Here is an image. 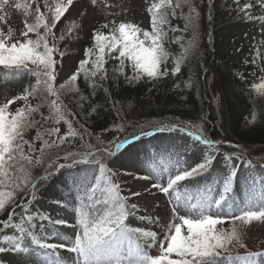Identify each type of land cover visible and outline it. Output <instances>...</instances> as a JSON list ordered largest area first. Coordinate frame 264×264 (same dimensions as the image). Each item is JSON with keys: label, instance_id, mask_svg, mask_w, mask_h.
I'll list each match as a JSON object with an SVG mask.
<instances>
[{"label": "snow or ice", "instance_id": "snow-or-ice-1", "mask_svg": "<svg viewBox=\"0 0 264 264\" xmlns=\"http://www.w3.org/2000/svg\"><path fill=\"white\" fill-rule=\"evenodd\" d=\"M94 3V0H93ZM262 10H264V0H258ZM209 8L212 6V0H207ZM70 7H74L73 0H57L55 5H50L45 0L44 8L41 10L37 0L34 17V23L25 21L24 30L20 36L23 39H14V31L11 27L7 32L0 28V66L8 70V74L18 77L22 74L34 75L36 77L35 86H29L19 97L13 98L3 106H0V187H7V192L0 191V212H4L7 207H14L17 203L15 196L23 193L31 199L22 205L21 223H13L14 211L9 214L4 222V227H12L17 235H3L0 240L11 245L10 248L0 246V253L12 251L29 256L34 255L37 259L30 264H264V251H246L243 255L233 256L226 247L227 243L237 238L235 231L232 233L218 232L215 226L220 223L222 213L231 214L236 210L231 202L230 194L233 191V182L237 176L238 165L232 163L233 157L237 160L243 159L245 167L251 165L247 157L242 153L234 152L224 155V164L228 171L220 178H217L215 187H209L206 193L197 194L196 203H191L193 196L189 194L186 201H182L179 192L175 189L179 182L192 181L198 177H204L209 173L213 166L215 156L206 151L201 162L195 163L191 167H181L173 176L169 172L167 183L163 182L161 176L160 182L152 183L145 191L157 189L159 192L170 197L175 192V205L172 209L173 214L180 221L172 224H165L164 239L158 240L157 233L145 230L140 227H130L126 223L128 216L133 215L138 205L132 204L131 208L127 205V198L121 195L120 185L115 182L110 169H106V160L116 155L109 147L98 148L93 151H71L67 148H61L65 143L64 136H58L57 139H44V136L52 137L59 133L58 127L44 129L43 133L38 130L34 140L41 141L39 149L34 142L25 139V131L30 128H42L41 121L34 118L33 114L40 108L45 107V102L49 97H55L50 100L51 117H43L46 122L49 119H55L57 122L63 120L68 125V135L75 136L70 121L65 119L62 111L63 105L60 103L61 93L67 94L73 91V86L78 79V73L73 74L67 84H60L54 87V81L57 79V61L54 59V53L58 51L55 43L49 46L48 36L51 35L55 42L57 39L63 40L64 35L58 38L53 31L62 18L66 19V13ZM251 4L246 3L242 11L245 12L246 19H253L246 10ZM23 9L25 15L31 14L30 5L22 4L19 0H0V22L7 24L9 19L8 9ZM187 8V13L184 9ZM147 12L150 17L151 32L141 29L138 25L131 22L109 21L101 25V29H108L107 34L97 29L92 33L94 48H86L84 56L86 59L79 61V69L83 70L84 65L91 63L92 69L90 75L98 78L101 82L108 80V70L104 67L107 63L106 55L119 63L114 66L113 82L115 83L119 76L131 83L138 81L142 76L149 79L167 76L169 69L166 67V61L169 54L163 47L162 41L167 31H176L170 24L171 18L177 16L185 19L183 31L191 30L193 35L198 31V21L200 12L195 0H159L158 3H152ZM211 21V16L208 17ZM258 19L264 20V17ZM41 24L44 29V35L39 33ZM64 31L63 29L61 30ZM71 32V29H68ZM29 33H35L36 39H31ZM141 35L143 38H141ZM178 39V38H177ZM146 42H150L146 46ZM195 41L189 44L188 48L194 45ZM43 48V51L39 49ZM188 48L185 51H188ZM95 51V58L91 61L87 59ZM118 53L117 56L111 54ZM63 52L60 53L63 56ZM127 62V63H126ZM255 62V58L253 60ZM127 68H131L132 75H127ZM180 64L177 61L171 69V74L175 76L180 72ZM264 71V69H262ZM88 77L89 72H84ZM264 80V77L261 78ZM93 93L96 91V84L90 85ZM103 86V84H101ZM190 87L191 83H186ZM253 88L264 90V82L253 84ZM37 100L35 107L26 105L24 108L16 109L15 113L6 111L9 104L15 99L28 101L29 97ZM86 99L83 95L79 96L77 101L82 104ZM91 111H95L93 107ZM91 113H88L90 115ZM261 123H264V108L261 109ZM256 116L253 115L252 122H255ZM144 127H151L153 131H145ZM187 132L188 136L194 137L195 141L207 146L208 149H215L218 141L209 139L205 135V129L202 123H191L177 118L174 123L163 121H150L145 126L140 127V135L132 134V140L138 141L141 137L152 136L154 132ZM83 140V135L81 136ZM131 143L127 140H120L115 143V149L120 150L122 146ZM26 146V147H25ZM84 147V145H82ZM91 148V145H87ZM238 147V146H237ZM124 148L120 155L127 152ZM38 153V154H36ZM35 154V155H34ZM64 163H59L60 159ZM193 160L200 159L193 156ZM139 163V161H137ZM175 164L182 163L181 158L174 161ZM80 164L92 165V170L86 175L79 177L73 183L79 190L75 199L79 201L80 206L75 207V223L71 225L74 233V240L63 241V234L53 230L48 235L59 237L60 243H47L45 240L48 235L43 233L44 225L41 224V234H37L34 225L31 223L36 216L40 220H48L50 224L65 225L68 221L56 219L52 221L50 216L44 213H36L35 216L30 213V205L36 199L38 187L46 182L57 179V174L62 169H72ZM98 166L99 175L95 174V168ZM40 167L44 175L37 176L34 169ZM264 167V165H262ZM155 171V170H153ZM111 173V176L108 175ZM251 178L252 194L245 202V206L260 205L261 211H243L242 218H264V175H258L255 170L247 173ZM94 177L95 183H92ZM145 175L137 174L136 179H149ZM64 187L67 188V182L64 181ZM259 184V191L256 185ZM91 185V186H89ZM171 190V191H170ZM187 191V189H185ZM133 196H139V192H133ZM58 206L72 208L71 196L63 201L53 200ZM182 209L193 215L181 214ZM215 212V217L211 214ZM25 214H27L25 216ZM141 219H145L141 217ZM152 220V217H148ZM25 220L29 222L25 226ZM159 222V217L152 221ZM186 228V233L182 229ZM28 243H23L25 239ZM144 238L142 242H138ZM69 253H75V258L69 257L67 260L62 258L57 249L65 248ZM158 245V255H150L147 249ZM240 247H244L243 244ZM51 250V251H48ZM176 258H171L172 256ZM3 264V262H0Z\"/></svg>", "mask_w": 264, "mask_h": 264}, {"label": "trees", "instance_id": "trees-1", "mask_svg": "<svg viewBox=\"0 0 264 264\" xmlns=\"http://www.w3.org/2000/svg\"><path fill=\"white\" fill-rule=\"evenodd\" d=\"M19 2L30 5L31 14L26 16L23 9L12 10L13 14L3 30L7 32L8 28L11 27L14 31V39H23L20 33L24 30L25 21L27 23L35 22L34 12L37 0H19ZM38 2L41 10L47 13L44 8L45 0H38ZM47 2L50 5H55L57 0H47ZM63 2L66 3L67 0H63ZM79 2V0H73V4ZM158 2L159 0H147L145 11L147 12L152 3ZM195 2L200 12L198 31L195 35L191 30L183 31L186 21L179 16L170 20L171 27L177 30H169L164 35L162 44L169 54L166 61L169 74L153 79L142 76L138 81L131 83L127 82L123 76H119L118 80L113 82L112 69L119 61L107 55L105 57L107 63L104 67L108 70V80L101 82L98 78L92 77L90 75L91 63L84 65L83 70L79 69V61L86 59L84 56L85 49L94 48L92 39L94 30L99 29L107 34L108 29H101V25L104 23L115 21L118 24L128 21L105 18L93 20L87 27L84 13L74 14V7H70L65 14L66 19L62 18L58 26L53 29L57 38L62 34L65 38L63 40L57 39L54 42L49 35L48 43L49 46L55 43L58 49L54 53V59L57 61L55 65L57 79L54 81V87L58 88L60 84H67L69 78L78 73L73 91L67 94L61 93L60 100L65 119L72 123L73 131L77 135H68V125L63 120L57 122L55 119H49L45 122L42 119L41 113L43 117L53 115L50 111V100L55 99V97H49V101L45 102V107L33 114L36 120L41 121L43 127L27 129L24 134L25 139L34 142L35 147L39 149L41 141L34 140L37 131L40 130L43 133L44 129L58 127L59 133L57 135L52 137L45 135L44 139L58 140V136H64L65 143L61 145V148H67L71 151L95 152L98 148L106 146L114 152L115 143L131 138L133 133L139 136L140 127L145 126L148 122L174 123L179 118L191 123H202L205 135L209 139L218 141L216 148L208 149L207 146L195 141L194 137L188 136L187 132L175 131L154 132L152 136L141 137L138 141L133 142L131 147L128 146V150L147 145V152L154 154L155 159L161 162L166 155L171 154L174 157L173 152H178L180 149L196 153L201 160L204 153L208 151L215 156L210 172L212 173L215 168L224 167L221 170V177L228 171L224 164L225 154L242 153V156L247 157L251 163L263 164L264 123H261V109L264 108V90H257L252 85L264 82L261 79L264 77V71H262L264 69V39L260 36L264 30V20L258 19L264 17V10H262L258 0H212L211 8H209L207 0H195ZM246 3L251 4V7L246 11L251 14L253 19L245 18V12L242 9ZM187 11L185 8L184 12L187 13ZM147 14L148 21L144 30L151 32L150 17L148 12ZM209 16H211V21L208 19ZM18 19H20V23ZM69 28L71 32L68 31ZM38 31L41 35L45 34L42 24ZM207 35H209L208 38ZM248 35L249 37H247ZM29 37L36 39V34L29 33ZM141 38H143L142 35ZM192 41H195L194 45L188 48ZM148 43L150 42H146V46ZM186 48H188L187 52L185 51ZM39 51H43V48ZM61 52L64 53L63 56L60 55ZM111 55L117 56L118 53L113 52ZM94 58L95 51L87 59L91 61ZM254 58L255 62H253ZM177 61L181 70L173 76L171 69ZM85 71L89 72L88 77H85ZM126 71L127 75H132L131 68H127ZM3 72L8 73V70L4 69ZM68 72H70L69 75L66 74ZM18 77L23 79V87L7 97L0 98V106L22 95L29 86H35L36 77L34 75L22 74ZM189 82L191 86L186 87L185 84ZM93 83L97 85L94 93L90 86ZM80 95L86 97L82 104L77 102ZM36 104L37 100L31 96L27 102L15 99L9 104L6 115L8 112L15 113L16 109L24 108L26 105L35 107ZM93 107L95 108L94 112L91 111ZM224 107L228 121L224 117ZM88 113L91 114L88 115ZM253 115L256 116L255 122H252ZM226 127H228V132ZM144 130L153 131L151 127H144ZM82 135L83 140L81 139ZM105 136L109 137L106 139ZM170 138L172 141L175 140L173 145H164L165 139ZM177 141L181 143L178 144ZM240 143L247 148H243ZM150 144L152 145L150 146ZM87 145H91V148H88ZM250 148L255 150L251 151ZM257 149L259 150L256 151ZM112 158L106 160V169H110L111 173L116 174L113 179L120 185L121 195L127 198V205L131 208V205L136 203L131 200L130 193L127 192L132 188L127 181L128 173L112 168L110 166ZM58 162L64 163L62 158ZM232 163L238 165V169L230 199L237 210L243 211L245 206L240 200H237V194H240L239 169L245 165V162L243 159L237 160L233 157ZM85 166L92 167L90 164H80L72 169H62L61 173L57 174L58 178L55 179V182L49 181L38 187L36 199L30 205L33 207L37 202L44 204L53 200L63 201L71 196V203L74 207L58 206L52 202L57 206L56 208L46 210L39 208L34 213L47 214L52 221L56 219L66 220L62 211L66 210L75 218L74 208L79 207L80 204L75 199L79 190L73 189L76 187L73 182L78 180L76 173L84 170L82 167ZM33 171L37 176L44 175L40 167ZM64 181L67 182V188L64 187ZM69 184H72V189ZM245 185V194L248 195L252 190H250V185L247 183ZM58 187L59 190L54 189ZM9 190L7 187H0V191L7 192ZM256 190H259L257 186ZM15 199L17 203L14 207L6 206V210L0 212V236L4 229V222L13 211L15 215L12 222L21 223L23 209L20 205L27 203L31 197L20 193L15 196ZM133 211L134 214L128 216L126 223L130 227L143 228V223L146 221L144 213L139 207ZM141 217L145 219H141ZM28 223L25 220L26 227ZM31 223L34 225L36 233L41 234V229L39 231L36 229V220L34 219ZM41 224L44 225L43 233L45 230L48 234L53 232L52 224L48 220H43ZM50 236L52 237V235ZM143 239L141 238L138 242H142ZM61 249L67 250V247ZM232 250L233 248H231ZM260 251H264V248ZM244 253H233L232 251L231 254L234 256ZM0 262L10 264L2 257L1 253Z\"/></svg>", "mask_w": 264, "mask_h": 264}, {"label": "rangeland", "instance_id": "rangeland-1", "mask_svg": "<svg viewBox=\"0 0 264 264\" xmlns=\"http://www.w3.org/2000/svg\"><path fill=\"white\" fill-rule=\"evenodd\" d=\"M79 3H74L73 13L75 14H83L85 18L86 26L88 27L89 23L93 20H103L105 18L110 19H121L128 22H134L141 29H144L147 26L148 14L145 11V6L147 0H79ZM73 8V7H72ZM12 8L8 9L9 18H11L13 12ZM206 15V13H205ZM20 23V19H18ZM5 24L0 22V28H3ZM209 35H207L208 38ZM261 38L264 39V30L260 33ZM249 37V35L247 36ZM248 41V40H247ZM3 66H0V98L7 97L16 91L20 90L23 85V79L19 77H13L7 72H3ZM67 75L70 72L66 73ZM224 117L227 119L226 108H223ZM228 132V127H226ZM109 136H105L104 138H108ZM175 140L165 139L164 145H173ZM180 144V141H177ZM241 144V143H240ZM152 144H150L151 146ZM243 146V144H241ZM147 145H141L138 147H134L129 149L127 152H124L123 155L119 154L120 150H115L116 155L113 156L110 166L114 169H119L122 172H127V181L129 185L132 187L127 190L129 192L131 200L134 201L138 207L142 210L146 217V221L143 223V229H147L149 231H154L157 233V239H164V225L172 224L173 222L179 223L180 221L173 214L172 209L175 205V192H173V196L170 199L169 196L164 195L159 192L157 189H151L150 192L145 191L152 183L160 182L161 176L163 177V182L167 183L169 178V172L174 176L177 173V170L181 167H191L194 166L195 163L201 162V159L193 160L192 157H199L194 152H187L184 149H180L178 152H173L174 157L170 155H166L162 162L158 159H155L154 154L147 152ZM243 148H247V146H243ZM115 149V146H114ZM251 151L255 150L250 148ZM257 149L256 151H258ZM181 151V152H180ZM183 151V152H182ZM177 158L182 159V163L177 165L174 161ZM200 158V157H199ZM172 161H171V160ZM139 161V163H137ZM168 163H166V162ZM264 164L260 165H250L248 168L245 165L241 166L239 169L240 180V194L238 195L237 200H240L242 204L245 206V202L248 200L249 196L252 194V191L247 195L245 194L244 187L245 183L250 185V190H252V184L249 183L251 180L250 177L247 176V173L255 170V173L258 175H264ZM93 167V166H92ZM92 167L85 166L76 173L77 178L86 175L88 171L92 170ZM224 167L221 169H214L211 173H206L204 177H198L192 181H183L179 182V185L176 187L175 191L179 192L182 198V201L187 200V196L191 194L193 196V200L191 203H196L195 197L197 194L206 193L209 187H215V182L217 178L221 177L222 171ZM155 170V171H153ZM95 174L99 175L98 166L95 168ZM137 174L141 176H149L150 178L145 179H136ZM111 176L110 173H108ZM242 178V179H241ZM92 183H95L94 177L92 178ZM91 186V185H89ZM259 189V184L256 185ZM69 187L72 189V184H69ZM55 190H59V187ZM73 189H77V187H73ZM187 189V191H185ZM171 191V190H170ZM259 191V190H257ZM126 192V191H124ZM133 192H139V196H133ZM52 202L48 201L46 203L37 202L33 207H30V213L35 216L34 212H37L39 208L41 209H52L56 208ZM63 216L66 221H68L67 226L65 225H55L52 224V227L55 231H58L63 234V241L67 242L70 239L74 240L73 228L71 225L75 223V218L73 214L62 210ZM243 211H261L260 205L257 203L256 205H248L245 206ZM243 211L235 210L230 215L227 213H222L219 217L220 223H218L215 228L218 232L224 233H232L236 232L237 238H234L231 242L227 243L226 247L232 253H244L245 251H260V249L264 248V218H242L236 219L237 216H242ZM181 214H187L191 217L193 214L187 212V209H182ZM215 217V212L211 213ZM27 214H25L26 216ZM148 217H152V220H149ZM159 217L158 223H153V220ZM37 222L36 229L39 231L41 222L38 217H35ZM48 227L46 226V229ZM183 232L186 233V228L182 229ZM45 235H48V232H44ZM3 235H17L19 236V232H17L12 227H4L2 234ZM47 243H60L62 242L59 237L48 235L46 239ZM29 241L26 238L23 243L27 244ZM243 244L244 247H240ZM0 246L5 248H10L6 242L0 240ZM250 246V247H249ZM67 247V245H66ZM249 247V248H248ZM231 248L233 250L231 251ZM51 251V250H48ZM150 255H158V245L152 247L151 249H147ZM58 254L64 258L68 259L69 257L75 258V253H69L67 250H58ZM2 257L10 264H30V262L35 261L37 258L34 255H27L24 253H14L12 251H6L1 253ZM235 256V255H234ZM171 258L175 259L176 257L173 255Z\"/></svg>", "mask_w": 264, "mask_h": 264}]
</instances>
